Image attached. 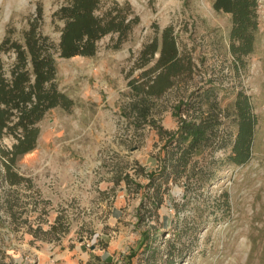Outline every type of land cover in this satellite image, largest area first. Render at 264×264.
Returning <instances> with one entry per match:
<instances>
[{
  "label": "rangeland",
  "instance_id": "374dc122",
  "mask_svg": "<svg viewBox=\"0 0 264 264\" xmlns=\"http://www.w3.org/2000/svg\"><path fill=\"white\" fill-rule=\"evenodd\" d=\"M213 1L99 0L94 15L119 10L137 21L122 37L102 35L91 55L61 57L60 10L73 0H0L2 70L15 59L11 42L26 47L27 34L46 37L53 83L71 100L44 113L34 147L13 162L3 152L15 136L0 138V264H264V0L252 50L242 55L231 50V13ZM166 28L188 69L140 100L136 89L156 76L158 56L144 61L140 51ZM240 92L255 127L250 159L235 165L226 155ZM213 97L227 143L162 182L158 202L147 174L163 156L159 128L177 127L179 101L202 98L206 112ZM136 104L145 120L135 117ZM7 164L23 181L5 179Z\"/></svg>",
  "mask_w": 264,
  "mask_h": 264
},
{
  "label": "trees",
  "instance_id": "16d2710c",
  "mask_svg": "<svg viewBox=\"0 0 264 264\" xmlns=\"http://www.w3.org/2000/svg\"><path fill=\"white\" fill-rule=\"evenodd\" d=\"M98 2L99 0H73L69 7L61 8L60 16L67 17V21L58 43L59 56L91 55L95 50V42L102 35L116 31L122 37L131 23L137 21L135 16L132 22H128L119 10L118 14L112 16L94 15ZM213 7L232 15L230 38L233 53L242 55L251 52L253 34L258 28L257 0H214ZM3 45L4 41L0 48ZM25 45L23 47L16 41L11 42L9 48L15 51V59L8 73L2 70L0 63V138L4 133H11L16 138L12 148L3 152L11 162L17 154L34 147L38 134L35 123L47 110L55 106L68 108L71 105V100L56 90L53 83L54 56L47 46V38L35 37L33 33L27 34ZM156 51V76L136 89L140 100H148L149 97L159 94L168 86L172 77L181 70L188 69V57L179 53L169 28L162 31L160 42L153 39L144 45L140 57L147 61ZM202 104V98L193 104L190 100L179 101L173 110L177 117V127L172 131L159 128V135L164 139L163 156L160 157L157 170L147 174L148 187H152L155 194L160 195L158 202L163 191L167 189L162 182L178 180L183 173L192 169L194 161L202 159L206 150L217 149L227 143V136L221 128V109L217 100L213 97L206 112H203ZM132 110L136 118L142 114L143 119H146V111L143 113L144 109L137 104ZM235 111L236 130L228 140L230 149L226 160L240 165L251 157L255 127L248 95L242 92L238 94ZM11 168L10 164L6 165L5 179L10 184L23 181L24 178ZM160 177L162 180L159 181Z\"/></svg>",
  "mask_w": 264,
  "mask_h": 264
}]
</instances>
